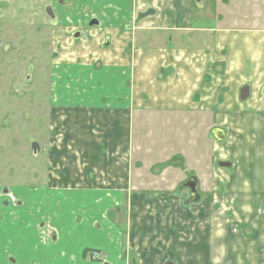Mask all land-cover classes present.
Segmentation results:
<instances>
[{"label":"crops","instance_id":"crops-1","mask_svg":"<svg viewBox=\"0 0 264 264\" xmlns=\"http://www.w3.org/2000/svg\"><path fill=\"white\" fill-rule=\"evenodd\" d=\"M67 2L80 30L60 39L53 134L27 203L59 237L12 245L3 264H264V33L213 22L197 34L208 43L190 45L191 0ZM185 112L209 114L224 132L213 149L232 152L214 191L195 174V194L190 175L179 193L133 191L139 115Z\"/></svg>","mask_w":264,"mask_h":264},{"label":"rangeland","instance_id":"rangeland-1","mask_svg":"<svg viewBox=\"0 0 264 264\" xmlns=\"http://www.w3.org/2000/svg\"><path fill=\"white\" fill-rule=\"evenodd\" d=\"M70 8L67 0H0V250L5 251L0 252L1 264L12 262L10 247L28 249L33 243L31 248L39 249L44 238L52 244L54 233L57 235V228L46 223L38 211L33 213V204L27 203L30 191L43 180L39 173L46 163L42 149L53 134L50 122L55 93L51 90L58 80L54 59L62 45L60 39L72 38L80 30L63 13ZM191 9L181 30L191 34L190 45H197L199 36V43H208V36L197 34H206L201 32L203 25L213 26V22L222 30L264 33V0H191ZM206 115H139L142 120L134 145L140 148V162L135 166L137 188L133 191L179 193L180 182L192 174L209 183L202 188L205 192L214 191L209 186L221 180L215 173L219 163L229 162L232 152L222 150L221 155L213 149L212 122ZM142 124L149 130H141ZM9 191L15 203L9 199Z\"/></svg>","mask_w":264,"mask_h":264},{"label":"water","instance_id":"water-1","mask_svg":"<svg viewBox=\"0 0 264 264\" xmlns=\"http://www.w3.org/2000/svg\"><path fill=\"white\" fill-rule=\"evenodd\" d=\"M97 24H98V20L97 19H93L89 23L90 26L97 25ZM249 95H250V87L248 85L243 86L241 88V90H240V99H241V101L247 100ZM213 133L218 138V140H223L224 139L223 130L215 129ZM221 165L229 166L230 164L229 163H221ZM184 185L185 186H189L191 188L192 193L195 194L197 192V187L199 185V182H198L197 177L191 176L189 178V180ZM196 199H198V198H196ZM167 264H173V263L172 262H168Z\"/></svg>","mask_w":264,"mask_h":264},{"label":"flooded vegetation","instance_id":"flooded-vegetation-1","mask_svg":"<svg viewBox=\"0 0 264 264\" xmlns=\"http://www.w3.org/2000/svg\"><path fill=\"white\" fill-rule=\"evenodd\" d=\"M191 184V183H190ZM189 187V186H188ZM189 189H191L190 187H189ZM191 191V190H190ZM90 255L93 257V258H97V259H104L103 257H102V255H101V253L99 252V251H97V250H92V252L90 253Z\"/></svg>","mask_w":264,"mask_h":264},{"label":"clouds","instance_id":"clouds-1","mask_svg":"<svg viewBox=\"0 0 264 264\" xmlns=\"http://www.w3.org/2000/svg\"><path fill=\"white\" fill-rule=\"evenodd\" d=\"M8 197H9V199L11 200L12 203H15V196L12 194L11 191H9V193H8Z\"/></svg>","mask_w":264,"mask_h":264}]
</instances>
